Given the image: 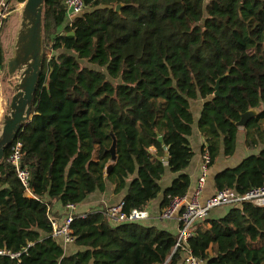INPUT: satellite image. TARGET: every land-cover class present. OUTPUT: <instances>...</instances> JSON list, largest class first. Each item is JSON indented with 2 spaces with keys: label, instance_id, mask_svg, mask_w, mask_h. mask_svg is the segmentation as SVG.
<instances>
[{
  "label": "trees",
  "instance_id": "trees-1",
  "mask_svg": "<svg viewBox=\"0 0 264 264\" xmlns=\"http://www.w3.org/2000/svg\"><path fill=\"white\" fill-rule=\"evenodd\" d=\"M66 17L64 0L45 1L33 117L15 140L28 190L8 161L11 147L0 163V249L10 252L0 264H181L176 236L144 223L113 224L111 206L77 217L68 245L53 236L50 217L62 224L67 205L105 193L107 184L115 195L126 190L124 211L144 210L162 193L167 168L177 176L161 208L186 196L191 103L199 100L209 170L221 155L234 156L236 124L259 109L243 128L245 147L259 152L214 183L217 193L239 195L264 186V0H87L72 24ZM57 203L60 215L52 212ZM228 207L224 217L198 223L194 256L204 264H264V207Z\"/></svg>",
  "mask_w": 264,
  "mask_h": 264
},
{
  "label": "built area",
  "instance_id": "built-area-1",
  "mask_svg": "<svg viewBox=\"0 0 264 264\" xmlns=\"http://www.w3.org/2000/svg\"><path fill=\"white\" fill-rule=\"evenodd\" d=\"M86 1L87 0H64L66 19L69 24H72L75 18L84 13L86 10ZM16 3L17 0H0V37L1 30H3V26L6 24ZM22 150V144L14 141L11 145L8 161L15 167L20 182L28 190L31 176L29 170L21 167ZM202 160L201 174L197 181L192 199H189L187 195L184 197H174L170 200L168 206L163 208L159 213V220L161 221H170L173 219L178 221L179 228L173 253L179 252L183 255L181 264H204L202 260L194 256L190 247V240L195 236L198 223L207 218L211 210L221 206H238L242 203L264 207V186L254 188L245 195H239L232 190L218 192L204 204H201L199 198L206 186L211 162L207 152L202 156ZM124 206V202H121L118 205L108 208L106 214L113 224L145 223L149 219V214L145 210L133 209L126 212L124 211ZM65 211L67 212V216L62 224L51 217L50 221L53 236L62 238L64 245H68L75 240L72 236L71 224L77 217L86 218L87 214L85 213L77 216L75 213L76 206L73 204L67 205ZM4 255H10V252L0 249V256ZM12 257H16V255H12Z\"/></svg>",
  "mask_w": 264,
  "mask_h": 264
},
{
  "label": "water",
  "instance_id": "water-1",
  "mask_svg": "<svg viewBox=\"0 0 264 264\" xmlns=\"http://www.w3.org/2000/svg\"><path fill=\"white\" fill-rule=\"evenodd\" d=\"M45 1H25L13 56L4 65L5 76L14 90V95L9 104V112L4 116L0 130V163L4 160L6 150L17 140L19 133L30 124L33 117L34 95L44 63L43 16ZM120 8L121 6H118L117 11ZM70 35H73V33ZM12 80H15V83L11 82ZM220 80L217 82L216 96L220 95ZM258 113V108L247 111L242 114L241 120L236 125L240 129L245 128L248 122ZM108 153L111 155V161L116 162L115 138Z\"/></svg>",
  "mask_w": 264,
  "mask_h": 264
},
{
  "label": "crops",
  "instance_id": "crops-1",
  "mask_svg": "<svg viewBox=\"0 0 264 264\" xmlns=\"http://www.w3.org/2000/svg\"><path fill=\"white\" fill-rule=\"evenodd\" d=\"M203 103L204 101L202 100L191 103L195 125L193 127V134L190 137V142L194 151V157L191 161L189 168L185 171V173L188 174L191 179V187L187 194L189 199H192L193 197V193L196 188L197 181L201 174V167L203 164L201 154H202V149L206 144L205 139L201 136L198 129V120L200 118ZM194 105H199V106L197 107V109H194ZM244 142H245V132L243 129H240L237 140V149L234 156L227 158L221 155V157H219V159L217 160L216 164L209 170L206 186L204 188L201 197L199 198V202L201 204H204L208 199H210L217 193L215 189L214 181H215V176L219 172L228 168H234L237 165H239L249 155L257 154L259 152V151H254V152L249 151L245 147ZM176 176L177 175L172 173L169 168L166 169L165 175L163 176V179L160 182V185L162 187V193L155 200L151 201L149 205L144 209L149 214V219L144 223L145 226L155 227L159 230L169 232L174 236H176L178 233V228H179L178 221L176 219L170 221H161L159 220V213L162 210L161 207L164 198V191L169 186H171ZM113 191H114L113 186L111 184H107V190L105 193L97 192L91 195L83 204L76 206V212H75L76 215L85 214L86 212L91 211L93 209L109 207L120 203L126 194V190L119 195H115ZM28 196H30V194H28ZM229 210L230 209L228 206H221L215 208L211 210L207 218L209 219L222 218L225 215H227ZM52 212L60 215L62 213L61 205L57 203L52 208ZM64 249L67 253H71V254L78 250L77 248L72 246H65Z\"/></svg>",
  "mask_w": 264,
  "mask_h": 264
},
{
  "label": "rangeland",
  "instance_id": "rangeland-1",
  "mask_svg": "<svg viewBox=\"0 0 264 264\" xmlns=\"http://www.w3.org/2000/svg\"><path fill=\"white\" fill-rule=\"evenodd\" d=\"M23 8L24 3L17 2L6 24L3 26V30H1L0 43L3 49L4 65L13 56L17 33L21 25ZM47 56L50 58L51 54L49 53ZM82 64L84 65L86 62L82 61ZM11 82L15 83V80ZM9 83L8 78L5 76V67H2L0 64V130L3 125L4 116L9 112V104L14 95V90ZM198 106L194 105V109H197Z\"/></svg>",
  "mask_w": 264,
  "mask_h": 264
}]
</instances>
